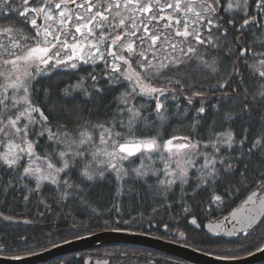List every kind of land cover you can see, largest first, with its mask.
Here are the masks:
<instances>
[{
  "label": "trees",
  "instance_id": "trees-1",
  "mask_svg": "<svg viewBox=\"0 0 264 264\" xmlns=\"http://www.w3.org/2000/svg\"><path fill=\"white\" fill-rule=\"evenodd\" d=\"M209 1L216 12L210 18L211 25L207 19L201 23L200 41L195 36H175V29H181L175 22L164 33L171 34L169 43L176 38L189 40L195 53L183 55L179 64L172 60L156 62L154 65H167L158 73L149 70L153 86L165 89L163 95H141L138 88L133 92V82L120 73H111L112 59L107 56L94 63L78 61L76 68L70 64L47 66L45 72L41 67V74L32 70L34 79L29 80L28 96L48 121L42 122L37 113L36 123L18 121V126L23 129L28 124L27 139L33 142L37 157H46L44 160L63 170L53 183L37 182L24 172L26 160L13 166L0 160V213L30 221L6 224L0 220L1 257H25L103 231L151 236L221 259L242 258L264 246V213L258 225L230 240L210 238L203 227L226 215L250 192L264 188V77L259 75L264 71L260 64L264 60V10L257 0H247L246 5L244 0H231L233 7L227 11L229 0ZM39 2L30 0L29 6L36 7ZM22 10V0L0 5V29L12 28L13 39H20L21 33L28 37L35 33L27 22L30 18L19 15ZM245 19L249 24L241 27ZM21 43L32 46L34 41ZM136 43L137 51L146 50L145 63L157 60L165 51L161 42L150 50L140 46L138 40ZM141 59L137 55L133 66L143 75V69L135 64ZM126 92L127 104L121 99ZM157 98L162 105L159 111ZM5 104L7 110L0 105V119L4 121L18 113L17 107L8 101ZM129 107L140 116L131 119ZM201 107L204 112L198 111ZM98 125L110 129L112 137L105 138L117 142L133 137L155 138L157 142L172 137H177L176 141H196L204 148L203 156L194 160L184 180L171 185L161 183L166 181L162 163H155L143 175L137 174L136 169L145 164V155L123 160L117 172L98 165L89 149L83 151L76 146L82 132L92 137L90 143L96 142L103 132ZM49 131L56 138L49 139ZM10 139L12 134H0V143ZM60 152L66 155L62 158ZM206 160L213 162L207 168ZM86 167L94 179L82 175ZM216 196L220 199L215 200ZM85 256L108 258L109 264H190L153 249L123 243L65 254L42 264H83Z\"/></svg>",
  "mask_w": 264,
  "mask_h": 264
},
{
  "label": "snow or ice",
  "instance_id": "snow-or-ice-1",
  "mask_svg": "<svg viewBox=\"0 0 264 264\" xmlns=\"http://www.w3.org/2000/svg\"><path fill=\"white\" fill-rule=\"evenodd\" d=\"M30 0H22L23 10L19 11L21 17L27 19V22L35 30L33 36H24L22 33L20 39H12V49H23L22 55H15L12 52L8 54L13 56L12 59H5L2 61L4 65H11L12 72L9 73L8 79L10 82L5 84L4 91L7 93V89H23L24 96L20 97L28 106L23 112H19L14 118L9 117L6 121L0 119V134L4 137L10 134L19 136L23 141L21 144L13 143L9 141L5 147L7 151L0 154V159L9 166L16 165L20 160V154H27L29 158L35 156V149L33 142L27 139L28 136V124H25L24 128L18 126V121L21 117H27L29 123H36V117L32 113H39L42 122L47 123L48 117L44 114L40 108L31 104L28 92V81L34 79V74L31 71L33 66L35 72L40 73L42 71L41 66L54 67L57 65L70 64L72 68L77 67L76 61H82L88 63L89 61L95 62L96 60H105L106 56L112 59L111 73H120V75L133 82L132 91L135 92L139 89V94L145 96H153L156 93L163 95L165 89L154 87L151 83L152 73L150 69H155L158 73L160 69L165 68L167 65L160 63L154 65L151 60L144 62L145 51H137L138 45L136 41H139V45H148V49H153L158 42H161L162 46H167L168 41L171 39V34L165 35V31L172 29L173 22L176 25L183 24V29L179 27L175 29V36L188 38L189 36H195L197 41H200L199 32L193 28L190 31L189 15L195 17L191 21L192 24L198 23L201 20L206 19V15H211L216 12V8L212 3H208V0H40L38 6L30 7ZM219 3V0H215ZM8 0H0V5L6 6ZM245 5L247 0H244ZM74 5V8L69 7ZM257 5L264 10V0H257ZM233 4L229 0L228 6L225 9H231ZM200 11H197V9ZM165 9H170L174 13L183 14V20L173 15L172 12L166 13ZM18 9H13V11ZM38 19L42 23H38ZM253 21L255 17H251ZM213 20L208 18L207 24L211 25ZM231 23V21H229ZM249 24V19L243 21L244 27ZM158 25H162L159 27ZM0 31L12 35V28L0 29ZM142 32V35L140 34ZM71 38V39H69ZM32 39L34 44L32 46H26L21 43V40ZM202 42V41H201ZM4 45L0 44V48ZM171 48L175 50V43L171 44ZM8 52V49L5 48ZM195 49L189 47L187 53L183 55L194 54ZM243 54V53H242ZM141 57V60H135V64L139 68L143 69L144 74L141 75L140 71H137L133 66V61L136 56ZM61 56L64 58L61 59ZM50 62H53L50 64ZM122 62V63H121ZM173 63H181L180 59H174ZM122 64L126 67H122ZM260 64L264 66V60L260 61ZM15 73L14 78L12 74ZM3 72H0V76H4ZM259 75L264 77V71H260ZM93 81L96 80L95 76L91 77ZM177 83H180L177 81ZM75 87H80L76 85ZM97 91H102L97 89ZM198 95V93H196ZM129 93H123L121 96L122 101L127 104V97ZM9 99L7 95L3 99H0V105L4 106L7 110L8 105L5 104V100ZM15 101L12 107L19 103L16 100L15 95L11 97ZM191 103V100H189ZM162 105L157 98L156 109L159 111ZM128 111L132 113V118L140 116V113L133 107H129ZM198 111L204 112V108L201 107ZM3 115V113H0ZM131 124V120H130ZM63 127V126H60ZM97 127L103 128V125ZM117 136L120 133L116 134ZM108 138L112 137V132L108 128H103L101 133L100 141L102 144H107ZM80 143H84L85 140H91L92 137L87 132L81 133ZM56 138V134L49 131V139ZM177 137H172L163 144V148L169 153H173L175 149V156H180L183 150L189 148H195L196 145L190 143H173ZM187 140V138H183ZM232 140V136L228 134V141ZM75 143V141H73ZM259 143V140L256 142ZM113 150L108 152L106 149L97 148L96 152L92 153L93 159L95 160L98 155H105L109 158L108 167L115 169L117 172L120 169L116 168V164L112 161H116L117 158L120 160H126L129 157L141 152H153L161 147L157 143L155 138H144L137 139L135 137L125 140L124 143H118L117 140H112ZM255 146V145H253ZM65 152H60L59 156L64 157ZM74 155L83 156V152H75ZM40 159V157H37ZM46 159V157L44 158ZM213 162L206 160L205 168L211 165ZM184 165L191 164V160L183 162ZM68 167L67 161L64 163V168ZM167 169V164L165 165ZM47 168L51 169L47 175H39V180L52 179L55 182V173L61 172L62 168H56L51 162L47 163ZM143 164L140 169H136L138 175H143ZM40 173V168L32 169L25 167V173ZM88 180L94 179L93 172L89 171L86 167L82 172ZM103 175V173H100ZM166 175H174L176 179L183 180L187 176V168L182 166L180 162H177L176 169L172 172L166 171ZM174 181L167 180L161 181L162 184L167 183L171 185ZM254 195V194H253ZM215 200H219L220 197H214ZM262 211H264V201L260 205ZM255 219V217H252ZM195 223V220L192 221Z\"/></svg>",
  "mask_w": 264,
  "mask_h": 264
},
{
  "label": "water",
  "instance_id": "water-1",
  "mask_svg": "<svg viewBox=\"0 0 264 264\" xmlns=\"http://www.w3.org/2000/svg\"><path fill=\"white\" fill-rule=\"evenodd\" d=\"M262 201H264V188L260 191L256 189L250 192L226 215L205 223L203 227L206 235L210 238L222 236L226 240H230L237 233L245 235L251 227L261 222L264 213L260 208ZM0 220L6 224H30L28 219L13 218L1 213ZM111 243L132 244L153 249L190 264H259L264 262V246L257 252L242 258L221 259L205 255L182 244L151 236L122 231H103L25 257L6 258L0 256V264H42L58 256ZM103 257H106V254H103ZM83 264H109V259L85 256Z\"/></svg>",
  "mask_w": 264,
  "mask_h": 264
},
{
  "label": "rangeland",
  "instance_id": "rangeland-1",
  "mask_svg": "<svg viewBox=\"0 0 264 264\" xmlns=\"http://www.w3.org/2000/svg\"><path fill=\"white\" fill-rule=\"evenodd\" d=\"M208 3H211V1L208 0ZM72 8H74V5H72ZM197 11H200V9L198 8ZM169 12H172V10L166 9V13H169ZM172 14L177 16L181 20H183V14L174 13V12H172ZM188 15H189L190 31L193 28H195L198 32H200L201 23L204 20H201L198 23L192 24L191 21L194 20L195 17L192 16V14H188ZM205 15H206V19L212 17V14L211 15L205 14ZM29 18H30V16H29ZM38 22L42 23L41 20H39ZM180 25H181V30H182L183 24L181 23ZM3 34H7V33L0 31V44L4 45L3 48H0V72H3L5 74L4 76H0V81H1L0 82V98L3 99L4 96L7 95L9 97V99H7L5 101H8L11 105H13V103H15V101L12 100L11 97L13 95H15L16 100H19V103H16V106H15V107H17L18 113H19V112H23L24 109L28 106L23 100H20V97L24 96L25 93L23 92V89L17 90V89H11V88L7 89V93H5L3 86L5 84H7L8 82H10L8 79H6V77H8L9 73L12 72V66L11 65H4L2 63V61L5 59H12L13 58V56L8 54L9 52L14 53L15 55H22L23 50L15 53L19 48H17V49L11 48V41H12L13 37L9 36V34H7L8 37H6ZM69 39H71V38H69ZM169 42H168L167 46H163V48H165V51L163 52V56L159 57L157 60H154V61L151 60L153 62V64H155L156 62H161V61L166 62L169 60L173 61L174 59H181L183 56V53H187L188 48L191 47V44H190L191 42L189 40L183 41L181 39L176 38L174 42H171V43H169ZM173 43H175V45H176L175 50H173L171 48V44H173ZM145 47L147 50H150V49H148L147 44H145ZM5 48L8 49V52L5 51ZM63 58L64 57L61 56V59H63ZM76 63H78V61H76ZM88 63H91V61H89ZM67 65H69V64H65V66H67ZM41 67H45V70H44L45 72H47L49 70V67H47V66L42 65ZM34 68L35 67L33 66L31 71ZM39 74H41V72ZM14 76H15V73L12 74V78H14ZM28 83H29V81H28ZM32 115L36 116L37 113H32ZM19 121H25L26 123L29 122L27 117H21ZM101 133L102 132L99 133V138L96 142L90 143L91 140H85L84 143L78 142L76 144V146L83 151H86L87 149H89L90 152H92V153L96 152L97 148L106 149L108 152H111L113 150L112 140H108V138H105L107 140V144H102L100 141ZM9 141H12L13 143H16V144H21V146H23L22 139L19 136L16 137L15 135H13V140L10 139L4 143H0V154L7 151V148L5 147V145H7ZM124 142L125 141L118 142V143H124ZM164 142H157L158 144L161 145V147L159 149H157L156 151L148 152V153L141 152V153H136L135 155H137V154L138 155H145L147 157V159L143 158V160H145V164H143V169H142V170H144L143 173H145L146 171H149L151 166L154 165L155 163H162L161 166L163 168V172L165 174L166 181L167 180H173L174 182L181 181V179H176L174 175H166V171L172 172L173 170L176 169L177 162H180L182 164V166H185L187 168V174H188L189 170L192 168L194 160L199 156H203L204 148L201 144H199L196 141H183V140L174 141L173 142L174 144L175 143H190V144L196 145L195 148H189V149L183 150L180 156H175L174 153L176 150L173 149V153H169L166 149L163 148ZM20 156H21L20 160L21 159L26 160V167H30L32 169H35V168L41 169L40 173H36L35 171H33L32 173H27L28 175L33 177L37 182L51 181V183H53L52 179L39 180V181L37 179V177L39 175H47L50 171H52L51 169L47 168V163H48L47 160H44L41 158L38 159L36 155L31 157V158H29V156L27 154H20ZM0 160L3 162L2 159H0ZM95 160H96V163L98 165H101V166L106 165L108 167L109 158L107 156L98 155ZM143 160L140 161L141 164L144 163ZM186 160H191V164L184 165L183 162ZM122 161L123 160H120L119 158H117V160L112 161V163H115L116 168L120 169L119 166L122 164ZM166 164H167V169L165 167ZM113 170H115V169H113ZM57 174L58 173H55V178H56ZM185 178L186 177H184L183 180Z\"/></svg>",
  "mask_w": 264,
  "mask_h": 264
}]
</instances>
